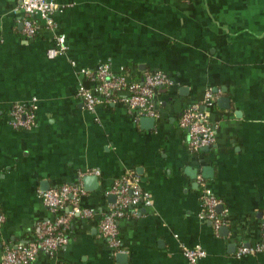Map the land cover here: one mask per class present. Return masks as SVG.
<instances>
[{
	"label": "crops",
	"instance_id": "crops-1",
	"mask_svg": "<svg viewBox=\"0 0 264 264\" xmlns=\"http://www.w3.org/2000/svg\"><path fill=\"white\" fill-rule=\"evenodd\" d=\"M54 1L56 27L36 17L39 31L26 37L21 0H0V264L8 247L32 240L61 213L43 203L42 181L84 184L82 174L95 167L99 185L81 204L96 219L76 218L66 245L39 253L37 264H190L184 248L198 245L207 252L199 264H264V250L237 256L259 240L264 221V0ZM58 34L67 48L50 58ZM108 60L132 80L153 70L171 76L173 85L154 97V124L121 101L91 112L76 96L79 83L94 87L85 70ZM215 88L206 110L216 141L194 151L179 118ZM18 102L35 107L34 128L11 126ZM206 166L212 177L203 176ZM190 167L222 200L218 230L202 217V186ZM127 170L141 176L152 205L120 220L121 262L98 225L116 199L105 189Z\"/></svg>",
	"mask_w": 264,
	"mask_h": 264
},
{
	"label": "built area",
	"instance_id": "built-area-1",
	"mask_svg": "<svg viewBox=\"0 0 264 264\" xmlns=\"http://www.w3.org/2000/svg\"><path fill=\"white\" fill-rule=\"evenodd\" d=\"M20 8L23 33L26 37L37 35L40 25L36 17L44 21L46 27L54 29L56 22L54 12L59 4L54 0H21ZM65 38L56 35L53 45L48 49L50 58L57 57L66 51ZM85 73L94 83L87 87L82 82L77 85L76 96L84 107L94 112L99 104H113L121 101L137 112L136 120L142 116H157L154 97L162 89L173 85L171 76L162 70L148 71L142 80H132L126 70L116 72L111 68L110 60L100 62L96 69H86ZM126 91L123 97H118V91ZM217 93L208 90L202 102L187 106L179 118V126L187 132L190 148L200 151L212 146L216 141V125L209 119L206 110L216 102ZM37 123L34 106L25 103H15L10 111V124L16 129L30 130ZM101 170L90 168L84 175L99 176ZM199 176V175H198ZM201 184L202 217L211 221L215 230L225 223V210H218L222 200L216 196L206 184L203 177H198ZM106 194L115 195L107 210L99 218V233L104 237L114 252L122 251L119 223L126 217L130 209H136L140 203L152 205V196L142 187L141 176L135 170H127L105 189ZM88 191L82 181L65 183L47 190H40L43 203L54 211L61 213L54 220H46L41 224L39 233L30 241L16 246H10L4 255L3 264H37L39 253L49 255L58 252L69 241L76 218L96 219L97 212L92 207L81 204V199ZM4 223L0 215V227ZM264 250V221L259 224V240L252 246L241 245L237 256L254 254ZM184 255L190 264H199L200 259L207 255L200 245L185 247Z\"/></svg>",
	"mask_w": 264,
	"mask_h": 264
},
{
	"label": "water",
	"instance_id": "water-1",
	"mask_svg": "<svg viewBox=\"0 0 264 264\" xmlns=\"http://www.w3.org/2000/svg\"><path fill=\"white\" fill-rule=\"evenodd\" d=\"M22 27H23V24H22ZM217 91H218V89L215 88L214 89V92H217ZM228 102H229V98L228 97H221V98L218 99V103L219 104H222V106L223 107H226V108L230 107V105L228 104ZM155 120H156L155 117H151V116H142L140 118V121L142 123L145 122V123H147L149 125L150 124H154L155 123ZM203 149L206 150V149H208V147H205ZM212 170H213V167L206 166L205 167L206 173H204L203 176L204 177H212L213 176ZM137 171H138L139 174H142L141 168H138ZM188 171H189V174L192 176V178L197 179V177H198V171L196 169L190 167L188 169ZM83 182H84V187L86 188L87 191H93L99 185V179H98V176H96V175H86L83 178ZM42 183H43V186H45V187L42 188L43 190H47V189L50 188V184H49L48 181H42ZM222 208H223V205L220 204L218 206V210L221 211ZM116 257L118 259H121V262H125V260L127 258V254L126 253H123V252H119V253L116 254Z\"/></svg>",
	"mask_w": 264,
	"mask_h": 264
}]
</instances>
